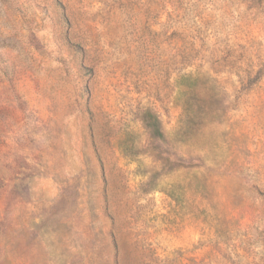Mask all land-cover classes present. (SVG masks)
Masks as SVG:
<instances>
[{"label": "rangeland", "instance_id": "374dc122", "mask_svg": "<svg viewBox=\"0 0 264 264\" xmlns=\"http://www.w3.org/2000/svg\"><path fill=\"white\" fill-rule=\"evenodd\" d=\"M0 264H264V0H0Z\"/></svg>", "mask_w": 264, "mask_h": 264}, {"label": "trees", "instance_id": "16d2710c", "mask_svg": "<svg viewBox=\"0 0 264 264\" xmlns=\"http://www.w3.org/2000/svg\"><path fill=\"white\" fill-rule=\"evenodd\" d=\"M143 120L145 122V125L150 129L151 135L153 138L156 137V138H160L162 140L165 139L163 133L161 132V130L159 128L158 118L152 112H150L149 110H145L143 113ZM166 161H168V158H166ZM169 165H171V164H169ZM192 165H193V163H191V162L188 164V166H192ZM178 166L183 167L184 163L178 162Z\"/></svg>", "mask_w": 264, "mask_h": 264}]
</instances>
